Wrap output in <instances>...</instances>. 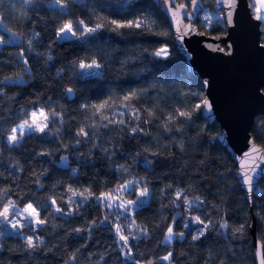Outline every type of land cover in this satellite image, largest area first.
Segmentation results:
<instances>
[{
    "label": "trees",
    "instance_id": "16d2710c",
    "mask_svg": "<svg viewBox=\"0 0 264 264\" xmlns=\"http://www.w3.org/2000/svg\"><path fill=\"white\" fill-rule=\"evenodd\" d=\"M166 3L169 0L0 3V37L4 40L0 44V211L9 201L19 209L32 203L41 219L47 217L34 230L33 239L44 241L36 249H28L26 239L0 224V264H256L252 216L264 259V177L258 180L250 205L237 182L236 165L217 139L218 123H208L200 109L190 120L179 117L163 127L168 113L191 109L204 98L200 80L188 73L175 48L163 12ZM170 4L186 5L192 23L204 34L219 38L226 33L224 20L207 31L199 25L203 10L220 13L215 0H196L195 6L191 0H171ZM97 17L104 18L105 27L94 34L56 35L69 20L74 24L83 20L93 27ZM137 19L147 21L148 27L113 31L115 26L107 23ZM164 47L167 55L156 56ZM93 60L101 66L96 72L80 69L81 62ZM67 89L73 90L71 99ZM132 91L142 93L135 102L142 119L147 118L145 108L158 106L156 116L141 125L143 133L131 134L128 128L133 123L105 128L107 121L81 107ZM43 106L61 113L63 123L57 118L46 133L25 134L10 143L11 130L27 119L29 111ZM81 127L87 137L77 136ZM250 133L264 149L263 115L255 118ZM127 181L149 189L146 201L132 213L135 225L146 229L147 235L141 231L129 240L131 256H125L127 249L118 242L106 208L95 198ZM69 186L90 189L94 196L87 200L77 196L76 203L69 205ZM179 189L184 191L177 199ZM184 196L198 200L185 205ZM57 206L63 211L55 212ZM196 216L213 224L204 236L193 240L201 229L192 220ZM225 222L228 227L221 228ZM170 225L184 236L174 235L165 243ZM241 225L243 229L236 231ZM169 253L170 260H164Z\"/></svg>",
    "mask_w": 264,
    "mask_h": 264
},
{
    "label": "water",
    "instance_id": "95a60500",
    "mask_svg": "<svg viewBox=\"0 0 264 264\" xmlns=\"http://www.w3.org/2000/svg\"><path fill=\"white\" fill-rule=\"evenodd\" d=\"M227 3L228 0H224L223 4L215 0L226 26V33L219 38L198 30L185 8L178 14L179 26L185 29L191 25V30L180 41L177 37L181 33L177 32V22L173 18L176 5L166 3L163 12L172 29L177 52L184 58L188 73L200 80L204 98L211 105L210 108L202 106L200 114L208 123H218L221 132L217 139L234 161L237 182L251 205L258 180L264 177V172L256 174L264 169V160L255 154L254 161L246 159L244 153L249 151L251 141L260 149V155H264V149L250 133L255 118L264 116V45L261 43V21L253 16L249 0H235L231 9L226 7ZM228 11L232 12L231 23L225 20ZM73 95V92H67L69 99ZM244 167L256 168V172H249L254 177L251 191L242 180ZM254 222L252 216V248L256 264H261L263 248L255 235ZM171 241L166 239L165 243Z\"/></svg>",
    "mask_w": 264,
    "mask_h": 264
},
{
    "label": "snow or ice",
    "instance_id": "6c2138e0",
    "mask_svg": "<svg viewBox=\"0 0 264 264\" xmlns=\"http://www.w3.org/2000/svg\"><path fill=\"white\" fill-rule=\"evenodd\" d=\"M3 0H0V3H2ZM27 2H31V0H27ZM57 3H60V0H56ZM169 3H171V0H169ZM191 3L193 6L196 5V0H191ZM218 3L223 4L224 0H218ZM235 3V0H228V3L226 5L227 8L231 9L233 7V4ZM186 5L180 4L176 6V11L173 12V18L176 19L177 22V32L181 33L177 37L178 40L183 41L184 35H186L190 30H191V25H189L188 28L181 29L179 26L180 20L177 18L178 14L181 12V10L185 9ZM187 15V13H184ZM231 17H232V12L228 11L225 20L227 23H231ZM208 17H205V20H208ZM255 19L261 22H264V0H257V6L255 8ZM108 24L114 25L115 27L112 28L113 31H117L120 28H141V27H148L147 21L145 20H130L126 22H118L116 20H111L107 21ZM77 26H82L80 27V35L85 36V35H91L96 32H98L100 29L105 27V20L102 17H97V22L93 27H89L83 20L77 21L75 24L73 21L69 20L65 23L62 24V26L58 29L56 32V35L58 38H67L68 35H71L73 37L77 36V31L76 28ZM5 31H8L5 29ZM13 36L16 34L13 33ZM38 35V34H36ZM4 43L3 37H0V44ZM29 45H31L32 41H28ZM156 56H161V55H167V47L160 48L155 52ZM24 63L27 64V59L24 60ZM80 69H93V68H100V64H98L95 60H93L91 63H84L81 62L79 64ZM88 74H93V73H88ZM98 75V73H96ZM11 79V77H6L5 80ZM0 83H3V81H0ZM207 84V81L204 82ZM72 89H67V92L69 94L72 93ZM142 93H138L136 91L129 92L122 97L119 98H113L109 97L108 99L100 102L99 104H92V105H81L82 108L84 109H91L93 116H99L101 121H107L103 126L107 128L110 124L112 125H119V126H125L128 125L129 123H133L134 126H131L128 128V131L135 135L137 133H143V128L142 124H148L151 120L152 117L156 116V109L158 106H155L154 108H145L144 113H146L145 119H142V113L141 109L135 107V102L139 101L140 96ZM117 100L119 103H117ZM51 101H49L50 103ZM206 107L210 108L211 105L207 98H204L200 101V103L195 104L191 109H186V110H180L177 109L175 112V115L172 113H168L165 119V123L163 124V127L167 128L169 124L175 123L177 121V118L182 117L185 119L190 120L192 117L193 112L199 110L201 107ZM106 111L111 112V116L105 115ZM28 115V119H25L21 124H19L16 128H13L11 130V134L8 137V141L10 143H17L20 138H22L25 134V131L27 130L28 132H36V133H46L48 130L49 124L56 122L57 118L60 119V122L63 123L62 119V114L59 112H56L55 109H52L48 112L45 111L43 107L38 108L34 111H32ZM125 116H127V120L125 119ZM94 126V125H92ZM17 131H19L20 136L18 137L16 135ZM259 135V133H258ZM77 136H88V132L86 131L85 127H81L77 133ZM77 144H80L81 141L77 139L76 141ZM251 147L248 152L244 153V157L246 159L251 158L255 159V156H259L261 160H264V155H260V149L255 145L254 142H251ZM107 151V149H106ZM255 154V156L253 155ZM43 155V154H42ZM155 155V153L153 154ZM145 163L150 164L151 161H145ZM243 165V162H242ZM256 172V168H247L244 167L243 173H242V180L243 183L247 184L249 186V190H252V185L254 181V177L249 174V172ZM262 172H264V169H261L260 172H256L257 175H260ZM133 182L132 181H127L125 184H121L116 188V192L119 193L121 190H124L129 187ZM67 192L71 193V196H69L67 203L69 205H72L76 203L75 197L79 196L83 200H87L89 197L94 196V194L91 192L90 189H73L71 186L68 187L66 190ZM183 189H179L176 191L175 196L177 199L181 198V195L183 193ZM149 194V189L147 186L143 187L139 191V196L140 197H145ZM96 199L100 200L101 203H105L106 207L109 209H112L115 206H117L119 209H123L124 211L121 213L122 215L126 214L129 212L134 205L137 203H142V201H134V200H127V201H120L119 197L116 196L114 197L111 192L109 193H101L99 197H95ZM198 198H194L193 200H190L187 196L183 197V203L185 205L191 206L194 202H196ZM119 201V203H117ZM175 202V201H174ZM202 203V202H200ZM52 205H56L57 201L55 199L51 200ZM79 205H77L78 207ZM63 210L57 206L55 207V212L59 213L62 212ZM23 216L25 220H28L30 223H34L37 227L44 225L47 222V217L44 219L40 218V211L33 206L32 203H28L25 207L22 209H19L15 206L14 201H9L7 206L3 208L2 211H0V218H3V220L8 221L9 216ZM107 219V217H105ZM120 217H117V223L115 224V232L118 237V242L122 243V247L127 249V252H125V256H131L132 255V250L131 246L129 244V235H124V226L119 223ZM192 220H194L195 223L199 224L201 226V229H198V234L193 236V240H198L202 236L205 235L206 231L208 230L209 226L213 224V221L209 220L208 223H205L204 220H202L199 216L193 217ZM173 221H176V218L173 217ZM12 223V227L16 228L18 225H20L19 220L15 221H9ZM96 222L93 221V225ZM22 227V225H20ZM129 227H135L134 222L129 225ZM183 227L187 228L188 224L185 223ZM221 228H227V222L223 223L220 225ZM243 225L240 226V228L236 229V231H241L243 229ZM77 233L82 231L81 229H76L75 230ZM143 234L146 236L147 235V230L146 229H141ZM174 235H179L181 237L184 236L183 232L180 233H175L174 228L170 225L167 228V233H166V239L171 241L174 237ZM137 238V237H133ZM43 238L41 237H36V239H33L32 236L26 237V245L28 249H36L38 247V244H43ZM171 253L168 255L164 256L163 259L168 261L171 258ZM70 259H75V256L71 257ZM135 264H139V262H135ZM148 264H152L151 261L148 262ZM261 264H264V259H261Z\"/></svg>",
    "mask_w": 264,
    "mask_h": 264
},
{
    "label": "rangeland",
    "instance_id": "374dc122",
    "mask_svg": "<svg viewBox=\"0 0 264 264\" xmlns=\"http://www.w3.org/2000/svg\"><path fill=\"white\" fill-rule=\"evenodd\" d=\"M180 1H183V0H180ZM250 2L252 5V8H253V16L255 17V8L257 6V0H251ZM205 17H208L209 19L205 20ZM198 20H199L200 27L202 29H204L205 31H207L210 27H212L216 23L221 24V21L223 20V16H222L221 11L219 13L217 11L203 10V12L200 13V15H199ZM260 30H261L262 43L264 45V25L260 26ZM76 31L78 34L80 33L78 26L76 28ZM68 37H71V35H68L67 38ZM161 56L164 57L165 55H161ZM88 70H93L94 72H96L97 68L88 69ZM38 108H41V107H38ZM38 108H36V109H38ZM43 108L45 109L46 112L51 110L50 107H44L43 106ZM36 109H34V110H36ZM34 110L29 111L28 114H30ZM28 118L29 117L27 115V119ZM18 125H16L14 128H16ZM29 133H36V132H28L27 130L25 131V134H29ZM16 135L18 137L20 136L19 131H17ZM140 189L141 188L135 187L134 185L131 184V185H129L128 188L121 190L119 193H117L115 191L116 188L110 192L112 193V195L114 197L118 196L120 201L134 200V201H142V203H144L147 199V196L140 197L139 196ZM107 193H109V192H107ZM100 203H101V201H100ZM117 203H119V201ZM142 203H137L136 205H134L132 207V209L129 212H127L124 215L121 214L124 211L123 209H119L115 205L112 209H109L106 207L105 203H101L106 208L109 219L112 221V227H113V231L115 234H116V232H115L114 226L117 223V217H120L119 223L121 225H123L125 228L123 234L129 235L131 233L129 240L132 239L133 237L138 236L141 233V229L137 225H135V227H129V225H131L133 223L132 213H133L134 209H136ZM15 220H19L20 225H22V227L20 225H18L16 228H13L12 223H10L9 221H15ZM0 224L5 226V228L10 230L12 233L18 234L20 236V238H22V239H26V237H28V236L33 237L34 230H35V228H37V226L34 223H30L28 220H25L23 216H19V215H17V216L10 215L8 221H5V220H3V218H0ZM116 236H117V234H116ZM120 244L122 245V243H120Z\"/></svg>",
    "mask_w": 264,
    "mask_h": 264
}]
</instances>
